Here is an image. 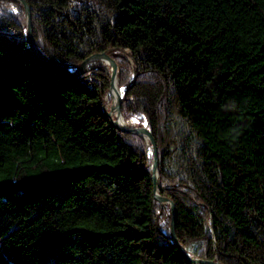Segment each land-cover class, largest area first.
Returning <instances> with one entry per match:
<instances>
[{
	"label": "trees",
	"instance_id": "16d2710c",
	"mask_svg": "<svg viewBox=\"0 0 264 264\" xmlns=\"http://www.w3.org/2000/svg\"><path fill=\"white\" fill-rule=\"evenodd\" d=\"M25 2L47 59L115 61L181 249L264 264V0ZM109 78L38 57L21 2L0 0V264H210L174 245L150 147L106 114Z\"/></svg>",
	"mask_w": 264,
	"mask_h": 264
},
{
	"label": "water",
	"instance_id": "95a60500",
	"mask_svg": "<svg viewBox=\"0 0 264 264\" xmlns=\"http://www.w3.org/2000/svg\"><path fill=\"white\" fill-rule=\"evenodd\" d=\"M21 2V5L24 9V12H25V31H26V37H27V46L29 48H31L33 50V52L40 58L58 66L59 68L61 69H64L70 73H73V74H78L80 72H82L83 70H85L87 67H90L91 65H86V60L91 57V56H100V57H103L104 59H106L109 67H110V70L108 71V74H109V86L107 88V91L109 90L110 86L112 85V78L115 76L116 79H117V76H116V70H117V67H116V63L115 61L113 60V58L105 51H99V52H92L90 54H88L87 56H85L79 63L77 66H65V65H62L58 62H55V61H52L50 59H47L46 57H44L35 47L34 45V42H33V39H32V34H31V27H30V22H29V10H28V5L27 3L25 2V0H19ZM120 99H121V96L120 94H118L117 92V95L115 97V101H114V108L117 110L118 113H120V108H119V104H120ZM106 114L107 116L109 117L110 121H111V124L119 129V130H123V131H129V132H134V133H137L141 136L144 137V134L146 135L147 139L145 138V141L146 143L149 145L150 147V150H151V169H150V176H151V179H152V182H153V193H154V197L157 198L159 201L161 202H166L168 204V207H169V210H170V222H169V231H170V234H171V238H172V241L174 243V245L182 252L186 255V257H188L189 259H191L192 261H199V262H208L210 264H221L219 263L216 259L214 260H208V261H205V260H201V259H197V258H194L192 256H190L189 254L185 253L175 235H174V230H173V221H174V216H175V208H174V204L173 202L167 198V197H163V196H160L157 194L156 192V188L159 186V183H158V180H157V149H156V146H155V141H154V138L153 136L151 135V133L149 132V130L143 125V124H140V125H135V126H132V125H126V124H122V123H117L115 122L111 116H110V112L108 109H106Z\"/></svg>",
	"mask_w": 264,
	"mask_h": 264
},
{
	"label": "bare ground",
	"instance_id": "6f19581e",
	"mask_svg": "<svg viewBox=\"0 0 264 264\" xmlns=\"http://www.w3.org/2000/svg\"><path fill=\"white\" fill-rule=\"evenodd\" d=\"M85 63H86V65H96V64L101 63L103 65V67H105L109 71L108 63H107L106 59H104L103 57H100V56H91V57H89L86 60ZM120 89L121 88H119V86L117 84V79L114 76L112 78V85L110 86V88L108 90V93L112 96V99H113L112 100V104H111V111L109 110L110 116L117 123H122V124H126V125H129L130 124L132 126H135L136 125L135 122L125 120L123 118V116L121 115V113H118L117 110L113 106L114 101H115V97L117 95V92H118V94H120ZM144 137L147 139V137H146L145 134H144Z\"/></svg>",
	"mask_w": 264,
	"mask_h": 264
},
{
	"label": "rangeland",
	"instance_id": "374dc122",
	"mask_svg": "<svg viewBox=\"0 0 264 264\" xmlns=\"http://www.w3.org/2000/svg\"><path fill=\"white\" fill-rule=\"evenodd\" d=\"M13 7V6H12ZM23 8V7H22ZM29 10V9H28ZM23 12H24V9H23ZM30 22V21H29ZM24 24H26L25 23V12H24ZM32 34V33H31ZM108 53V52H107ZM122 53V52H121ZM109 54V53H108ZM123 54V53H122ZM102 61V60H101ZM96 65H99L101 68H103L105 71H107L108 72V70L105 68V67H103V65L101 64V63H99V64H96ZM96 65H91L90 67H94V66H96ZM108 67H109V65H108ZM116 67H117V65H116ZM87 68H89V67H87ZM86 68V69H87ZM109 70H110V67H109ZM116 76H117V70H116ZM119 86V88H121L120 89V96L122 97V94H123V91H122V86H120V85H118ZM105 97H106V95H105ZM104 100H105V106H106V109H108V110H110L111 111V104H112V96L109 94L108 95V98L106 99V98H104ZM125 119V118H124ZM125 120H127V121H132V122H135L136 123V125H140V124H143L142 122H139V121H136V120H134V119H132V118H128V119H125ZM144 125V124H143ZM141 136V135H140ZM145 143H146V141H145ZM146 145L147 146H149L147 143H146ZM161 202V201H160ZM164 202V201H163ZM166 203V202H165ZM214 260V259H213Z\"/></svg>",
	"mask_w": 264,
	"mask_h": 264
}]
</instances>
